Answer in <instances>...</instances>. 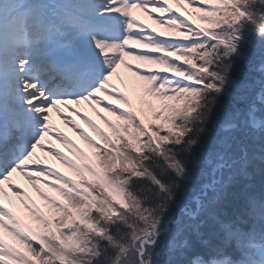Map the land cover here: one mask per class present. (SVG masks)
<instances>
[{
    "label": "rangeland",
    "instance_id": "1",
    "mask_svg": "<svg viewBox=\"0 0 264 264\" xmlns=\"http://www.w3.org/2000/svg\"><path fill=\"white\" fill-rule=\"evenodd\" d=\"M91 2H94L91 0ZM97 3L94 5V8L97 12L100 11L101 6L99 4L100 1H95ZM213 5V6H212ZM219 8L221 6L220 0H157L156 5L154 6V12L152 13V22L150 24L153 32V37L156 36L154 40V48L151 50V59L149 60L150 70L152 74L149 77L140 76L139 74L133 73L129 70V65L127 63L123 64L124 70L122 72H114L113 76L110 79L115 80L119 84V88L115 89V92H112L109 99V107L107 117L102 118L101 113L95 112L98 116L95 118V128L98 130L93 131L87 135V128L90 125V122H86L87 117L82 113H77L79 123L71 124L68 122L69 118L63 120L62 124L58 126L60 129L59 134L51 135L46 133V135L53 137L52 145L53 149L57 150V153H53L51 151H45V154H37V156H41L43 160L48 157L51 158L50 162H55V165L58 168V171L64 175H67L70 179L77 181L80 175L86 171L89 173L90 179L95 181L99 179L97 165H96V148H97V140L102 135V131L105 129L112 128L115 124V118L120 117L124 118L125 113L121 109H125L126 107H130L131 104L136 106V102L138 98L136 95L140 89H144V84L150 82V79L155 75L157 66H162L161 62H165L163 57H165V50L167 48H179L178 42H171L172 35L185 37L189 35L193 30H195V26L198 24H203L207 18H209L214 12L215 8ZM160 30V31H158ZM156 32H159L158 34ZM83 47L87 50L93 52L94 47H90L87 42L79 41ZM151 44V43H150ZM88 45V46H86ZM159 47V49H158ZM158 49V52H157ZM156 55L155 60L152 58ZM157 64V65H156ZM177 74L179 72L175 71ZM184 80L180 76L172 82L167 74L164 72L158 78V80L153 83L150 87L151 94L154 103L161 105L160 108L163 109V113L160 115L159 120H162V126L158 128V136L162 137V129L168 123L166 122L170 116H166L167 112L171 111V108L167 107V103L174 98L176 95V90L179 88L180 84L183 83ZM108 88L111 87V83L109 82ZM125 107V108H124ZM81 108V107H80ZM263 119H264V109ZM73 113V112H72ZM69 115V113H68ZM71 116V115H69ZM261 123V117H258ZM174 123V122H173ZM65 126V130L62 128ZM62 128V130H61ZM164 140V139H163ZM54 142V144H53ZM67 158L65 160L61 159L62 156ZM166 157L167 163L176 171H178V167L174 161V158L171 154L166 153L164 155ZM233 157L229 161L230 164H233ZM32 160H36V156L32 157ZM66 161L70 163L69 166L63 167L64 162ZM66 167L71 168L73 170V174L68 172ZM228 169L231 168L227 167ZM204 168L198 169L196 172L192 174V176H188L183 174L184 179V188L187 192L189 204L187 207L191 208L194 205L195 210H198L200 213H205L206 216H209V207L216 199L220 192V185H216L214 188H210L207 185V178L203 174ZM40 172L43 174L45 171L40 169ZM228 174V171H225ZM54 182H46L44 187L39 191V193L43 196L42 202L38 199L34 198L29 202V208L26 212H22L21 214H13L9 212L7 215L4 212V208L0 205V218L4 221H9L7 227L9 229L8 233H12L15 230L14 225L16 222L17 225H20L22 220L26 217L36 213H46V208L48 205L52 204L55 201L67 184L66 178H63L58 175L48 174ZM227 175H221V177H226ZM107 191L111 193L113 198L123 206L126 205L127 210L120 213L119 223H122L129 228H132L134 233L143 232L148 225V220L145 216H141L140 208L131 201V197L127 198V203L125 204V198L122 192L118 190L111 189L110 186L104 184ZM113 192V194H112ZM14 202H17V199H12ZM128 205V207H127ZM47 206L46 208H44ZM179 209L182 211H186V207L181 206ZM10 211V210H9ZM190 211V209H189ZM260 221L264 222V207L260 210ZM3 221V222H4ZM160 221H166V218H161ZM176 224L179 228L186 230L189 229V219L187 216H180L176 220ZM4 235H0V243L4 240ZM7 236V235H5ZM249 238V235L246 236ZM102 238H99L101 240ZM165 239H176L172 236L171 233H167L165 235ZM82 243V242H81ZM83 244V243H82ZM2 245L0 249H2ZM1 251V250H0ZM259 255L253 259L252 264H264V248L260 247L256 250ZM1 253V252H0ZM130 253L129 244L123 248L119 249L117 257L114 259V263H125L127 256ZM10 264H26L22 259L15 258L11 254L9 255ZM83 259V258H82ZM73 261L71 260V263ZM213 264H218L219 262L214 260ZM3 264V263H2ZM72 264H75L74 262ZM81 264V263H80ZM82 264H90L89 261H83ZM241 264H248L246 261H242Z\"/></svg>",
    "mask_w": 264,
    "mask_h": 264
},
{
    "label": "trees",
    "instance_id": "2",
    "mask_svg": "<svg viewBox=\"0 0 264 264\" xmlns=\"http://www.w3.org/2000/svg\"><path fill=\"white\" fill-rule=\"evenodd\" d=\"M224 68L227 71L226 73L231 69L230 65H225ZM233 68L240 73L243 71L238 62ZM227 76L229 78H237L231 73H228ZM230 107L231 104L224 101L223 98L212 95L205 96L200 103L198 113L192 116V120L184 126L182 132L170 136L168 142L164 145L165 152L172 154L176 165L179 164L184 169L193 168V162L201 159L205 151V145L209 140L208 136L206 138L203 135V132L206 129L212 130L213 126L221 120L225 109H230ZM263 144L264 139L260 143V147ZM143 166L149 177L132 180L130 183V193L143 210L160 213L170 206L172 200L179 197L177 195H179L181 190L177 189V187L180 185L181 179L178 177L176 171L168 165L166 160L156 156L152 152H147ZM243 171L249 174L243 181L244 187L248 190H256L259 201L262 202L264 198V149L260 155L253 157L250 163L239 172ZM239 179L240 176H236L233 182H238ZM243 212L245 214V210ZM142 216L147 218L144 213H142ZM111 237L115 240L122 239V234L120 230H115L111 234ZM101 248L105 253H102L99 258L106 260L112 253L113 248L110 249L104 244L99 247V249Z\"/></svg>",
    "mask_w": 264,
    "mask_h": 264
},
{
    "label": "bare ground",
    "instance_id": "3",
    "mask_svg": "<svg viewBox=\"0 0 264 264\" xmlns=\"http://www.w3.org/2000/svg\"><path fill=\"white\" fill-rule=\"evenodd\" d=\"M18 58V56L14 59V61H16ZM120 71V69H118ZM121 72V71H120ZM98 92L99 94L95 93V97H96V101H100L101 104H97L95 106L96 110L97 111H102V112H106V109H103V102L105 103V101L108 99L109 96H107V93L105 92V87L104 86H99L98 88ZM86 100H90V98L86 99ZM70 102V101H69ZM68 102V103H69ZM93 103H95L94 101H92ZM74 105L71 106V108H73ZM74 112H77V110H75ZM72 118H74L73 116H71ZM60 125V122L57 118H55V120L53 121V119H51L50 121L47 122L46 124V127L48 128V130L52 133H56V129L54 127ZM63 129L65 130V127H63ZM48 131V132H49ZM59 133V132H58ZM45 145V143H44ZM46 146V145H45ZM48 146H50V143L48 144ZM40 165V162L38 163V166ZM43 179V177H42ZM36 184H38V182H35ZM13 186L14 187H18L20 186L19 183L17 182H14L13 181ZM27 192H30L28 189H27ZM5 199H6V208L4 210H7V209H12L13 212H17L18 211V206L17 204H15V202L13 200H9L6 196V194L4 195ZM37 199V198H36ZM40 202L42 201L41 199H38ZM6 213H8V211H6Z\"/></svg>",
    "mask_w": 264,
    "mask_h": 264
}]
</instances>
